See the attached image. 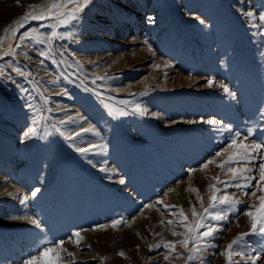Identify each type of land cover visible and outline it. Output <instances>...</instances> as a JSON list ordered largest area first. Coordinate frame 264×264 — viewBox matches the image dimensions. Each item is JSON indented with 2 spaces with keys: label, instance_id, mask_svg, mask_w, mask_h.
<instances>
[{
  "label": "rangeland",
  "instance_id": "1",
  "mask_svg": "<svg viewBox=\"0 0 264 264\" xmlns=\"http://www.w3.org/2000/svg\"><path fill=\"white\" fill-rule=\"evenodd\" d=\"M47 2L0 0V36L5 35L6 26L30 11L29 6ZM248 11L256 15L245 16ZM260 13H264V0H91L78 20L56 27L57 33H72L74 38L54 40L52 55L43 64L37 50L44 45L27 40L16 50L15 60L0 56V65L13 78H0V264H23L31 256L39 257L38 250L55 247L61 240L66 252H61L60 264H186L188 253L178 245L176 254L163 246L149 251L148 246L183 238L171 234L185 231L179 224L181 208L190 223V207L203 210L197 193L188 189L197 188L207 207V186L216 184L212 177L231 179L227 167L221 170L214 163L201 170L202 164L226 158L215 153L228 148L233 138L237 143L264 145V37L259 35L264 22L259 20ZM149 16L154 23L147 22ZM54 23L25 22L15 39L5 38L4 50L14 46L24 32L46 36ZM166 62L171 66L165 67ZM10 63L32 75L27 80L16 75ZM208 79L213 86H207ZM220 83L235 93L234 99ZM21 86L27 91L21 92ZM85 87L93 91L85 92ZM61 88L69 95H56ZM41 92L49 96V104L40 100ZM121 100L129 103L120 104ZM26 101L39 111L30 109ZM136 104L147 109L144 116L133 112ZM104 105L128 115L113 118ZM77 113L96 127L100 137L86 134L66 141L52 128L55 123L71 133L87 127L81 121L58 124ZM201 119L221 120L231 132L221 134L207 124L187 123ZM30 126L36 127L37 135L22 139ZM45 130L52 134L40 139ZM90 143H106L107 153L81 157L69 147ZM233 151L242 150L229 149ZM253 155L256 158L250 164L231 165L253 168L245 174L255 177L250 187H243V179L216 184L218 195L227 194L238 203L218 204L210 210L227 218L206 221L218 230L201 242L197 258L188 264H228L221 255L226 246L238 234L251 232L250 220L243 213L260 214L259 197L264 192L256 181L264 149ZM101 167L108 171L101 172ZM120 179L125 180L123 185ZM36 188L40 192L31 197ZM25 195L29 199L21 205ZM158 200L162 203L157 204ZM164 205L176 207L166 211ZM26 216L39 219L42 228H35ZM113 219L126 223L112 228ZM168 220L174 223L169 225ZM74 231L82 237L79 246L69 241ZM262 249L264 236L256 234L245 236L236 246L237 251L252 250L253 255ZM121 251L124 257L117 254ZM48 257L43 258L44 264ZM231 259L232 264H251L245 257ZM257 264H264V254Z\"/></svg>",
  "mask_w": 264,
  "mask_h": 264
},
{
  "label": "snow or ice",
  "instance_id": "2",
  "mask_svg": "<svg viewBox=\"0 0 264 264\" xmlns=\"http://www.w3.org/2000/svg\"><path fill=\"white\" fill-rule=\"evenodd\" d=\"M17 3H19V0H17ZM91 3V0H48L46 4L41 5H35V6H29L30 11L25 12L21 17L17 18V20H14L12 24L5 27L3 36H0V56H11L13 60H15L17 49L21 48L24 41H28L29 43L33 45H44L42 49L37 50L38 56L41 58L40 63L43 64L45 59H48L53 52L52 44L54 40H66V39H73L72 33H57L55 31L57 26H64L68 25L73 21H76L79 19V14L82 13L85 8ZM71 5V7H69ZM245 16L251 18L256 15L252 11H248L244 13ZM29 20H53L55 23L52 25V31L45 36V34H37L34 32H24L21 34L18 38V42L15 43V45H9L7 51L4 50L3 44L5 42V38H16V34L19 31V28H22L24 26V23ZM259 20L261 22H264V13L259 14ZM147 22L154 23V20L151 16L147 17ZM203 23V21H201ZM259 35L261 37H264V27H262V30L259 32ZM25 47L27 45H24ZM149 51H151V48H149ZM25 57L27 58V53H24ZM55 62V60H54ZM11 67L12 72H14L16 75L24 77L26 80L29 76L32 75L30 71H24L21 69L18 65L13 66L11 63L9 64ZM171 65L167 62L165 63V67H170ZM159 67V66H155ZM5 75H7L8 80H12V76L10 74H7L5 72V66L0 65V78H3ZM97 80L102 79V77H96ZM71 83L72 81L69 80ZM96 81L94 80L93 83ZM50 83H55V81H50ZM213 80L208 79L207 80V86L211 87L213 86ZM33 87H36L35 82H33ZM219 87L223 89L224 93L230 97L235 98V93L232 92L229 87L224 84L220 83ZM85 92H91L92 89H89L85 87L83 89ZM27 89H24L21 86V92H26ZM47 91V90H46ZM146 93H141V95H144ZM56 95H65L68 96V92L66 89L61 88L60 92L56 93ZM95 95L97 97H101L100 92H95ZM69 98H71L69 96ZM40 100L43 102L44 105L49 104V96L45 95L43 92L40 93ZM120 104H128V101L121 100L119 101ZM27 106L30 109H33V105L30 101H26ZM106 108H108V115L112 116L113 118H118L121 116L128 115V112L124 111L123 109H117L114 107H110L109 105H104ZM34 111H39V109H33ZM47 111L51 112L52 109L48 108ZM133 112L139 114L140 116H144L147 112L146 108H142L139 104H136L133 108ZM153 116H156L157 113H152ZM77 121H81L83 123H87V127L80 126L78 131H72L71 133H66L65 131H62L60 127L57 126V124H53L52 128L55 129L57 133H59L60 136L64 137L66 141L75 140L76 138L83 137L86 134H92L93 136L100 137V132L97 131L96 127L87 121L86 117L81 116L79 113L76 114V117L68 116L67 119H60L58 121L59 125H65L68 123H76ZM37 121L35 119L32 120V124L35 125ZM187 123H202L207 124L211 126V128L218 132V133H224V132H231V128L228 124H225L223 121L218 119H201L199 121H193L189 120ZM51 132H48L45 130V134L40 137V139H45L47 136L51 135ZM37 135V129L34 126L27 127L26 131L23 132L22 139L27 140L31 137H35ZM69 147H74V150L81 155V157H85L90 152H95L96 154H106L108 150V145L106 143H90L87 147H76L73 144H69ZM239 148L242 151L236 152L233 151L229 153V149ZM264 149V145L259 143H254L251 145L243 143V141L237 143V140L233 138L231 140V143L228 145V148L223 149L222 151H217L215 153V157H222L226 154V158L222 159L219 163L216 162L215 158L207 160L204 164L201 165V170L207 168L210 164H216L217 168H220L221 170H224L227 167V172L231 174V179L229 181H221L219 177H212L213 180L216 181V184H231L234 181H238L239 179H243L245 181L243 187H250L251 182L255 180V177H249L245 174L253 172V168L251 167H232L231 165L233 163H252L255 160V156L253 153L257 152V150ZM251 150V151H249ZM89 163H92V161H89ZM95 166V165H94ZM101 172H106L108 169L101 167L99 169ZM191 171L194 170H190ZM264 181V162H261L259 164V180L256 181V187L261 191L264 192V183H261ZM119 184L123 185L125 183L124 179H120L118 181ZM216 184H209L208 191L210 195L208 196V205L207 207H204L202 204L203 198L199 195V190L195 187H192L188 189L191 192L197 193V200L198 202H201L202 211L197 212L195 206L190 207V211L193 217V222H189L187 216L185 215L183 209L181 208L178 212L179 215V224L181 227L185 229L184 232H176L172 231L171 234L173 236H181L183 237L179 241H165L161 240L160 243H157L155 245H149V251H152V249L159 248L163 246V248L167 249L168 251L175 253V249L177 245L181 248H183L188 255L185 257L186 264L188 262L193 261L197 258L195 255L200 251L201 242L207 241L209 237H212L215 235L216 231L218 230L214 225L208 224L207 220L212 221H219L222 219H226L227 217L222 215L220 212L212 213L210 210L215 208L218 204H227L229 206L234 205L235 203H238L233 197H230L227 194L218 195L220 192V189L216 187ZM237 187H241L239 183H236ZM170 191H172L170 189ZM40 192L39 188H36L34 191L31 192V197H36L37 193ZM255 195V192L252 193ZM29 196L25 195L23 198L20 199V204L25 205L26 201H28ZM261 201V209L259 210L260 214L259 216L255 215L252 211H246L243 214L249 218L250 224H251V232L250 233H240L238 234L227 246L221 255L224 256L225 260L228 262V264H232V257L233 256H241L245 257L247 260L251 261V264H257V261L261 259L262 254H264V249L257 251L255 255L252 254V250H249V252L244 251H237L236 246L243 242L244 237L250 234H256L260 236H264V196L259 197ZM157 204H161L162 201H156ZM145 207H151V205H145ZM175 205H164V208L166 211H169L172 208H175ZM175 215V213H173ZM30 221L32 225L35 226L37 229L42 228V223L39 219H33L30 216L24 217ZM126 223L123 219H113L111 221V227L116 228L120 226L121 224ZM163 224L164 221H161ZM167 223L169 225L173 224V220H168ZM99 228H106L108 225H98ZM201 229H204L201 231ZM95 230V229H93ZM82 240V237L80 235L79 231H74L71 236L69 237V241L73 243L76 246H79L80 241ZM65 242L63 240L56 242L55 247H43V250L39 251V257L37 256H31L29 259L24 260L23 264H44L45 257H48L49 253H54L53 256L48 257L47 264H60V261L62 259L61 252H66L65 249L62 248V245ZM191 245V247H190ZM212 247H215V245H211ZM247 247V245H245ZM60 248V251H57L56 249ZM119 256L124 257L125 253L123 251L117 253ZM68 256H72V253H67ZM178 255V254H177ZM165 260H168V255L165 254L164 256ZM73 264L75 262L73 261Z\"/></svg>",
  "mask_w": 264,
  "mask_h": 264
},
{
  "label": "bare ground",
  "instance_id": "3",
  "mask_svg": "<svg viewBox=\"0 0 264 264\" xmlns=\"http://www.w3.org/2000/svg\"><path fill=\"white\" fill-rule=\"evenodd\" d=\"M135 4V3H134ZM32 46V45H31ZM77 53V52H76ZM35 56V55H34ZM71 56V55H70ZM161 59H163V58H160V61H161ZM44 66V65H43ZM39 68V67H38ZM38 70V69H37ZM11 73V72H10ZM178 75V74H177ZM176 75V76H177ZM185 75V74H184ZM182 76V75H181ZM184 77V76H183ZM186 77L188 78V76L186 75ZM193 78V77H192ZM183 80V79H182ZM14 81V80H13ZM186 82V81H185ZM188 82V81H187ZM4 86V85H3ZM56 87V86H55ZM47 89V88H46ZM117 90V89H116ZM27 100V99H26ZM73 110V109H72ZM84 115V114H83ZM168 124V123H167ZM86 126V125H85ZM114 170V169H113ZM114 172V171H113ZM13 185V184H12ZM11 186V185H10ZM14 194V193H13Z\"/></svg>",
  "mask_w": 264,
  "mask_h": 264
}]
</instances>
